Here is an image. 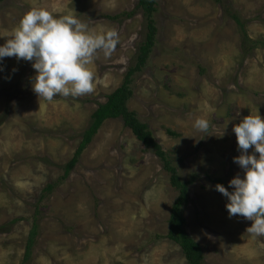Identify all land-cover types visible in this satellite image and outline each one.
Listing matches in <instances>:
<instances>
[{"label":"rangeland","instance_id":"1","mask_svg":"<svg viewBox=\"0 0 264 264\" xmlns=\"http://www.w3.org/2000/svg\"><path fill=\"white\" fill-rule=\"evenodd\" d=\"M137 2L0 0V45L34 8L74 15L107 44L88 65L93 91L78 98L46 102L32 91L31 62L6 57L0 64V264H187L167 238L178 193L166 163L183 181L193 179L183 230L203 264H264V236L247 232L251 221L229 218L214 187L243 176L233 163V126L250 114L264 117V0H156L154 45L132 77L127 108L167 160L120 119L108 120L62 179L92 114L135 67L146 35ZM198 119L218 131H198ZM226 127L223 138L208 136ZM48 184L54 188L44 194Z\"/></svg>","mask_w":264,"mask_h":264},{"label":"clouds","instance_id":"2","mask_svg":"<svg viewBox=\"0 0 264 264\" xmlns=\"http://www.w3.org/2000/svg\"><path fill=\"white\" fill-rule=\"evenodd\" d=\"M101 47H107L105 37L90 34L76 16L56 17L44 8H34L23 15L12 37L0 45V64L6 57L31 62L36 73L30 81L32 91L46 102H55L58 96L78 98L93 91L94 75L88 65ZM194 127L208 133L212 126L208 120L198 119ZM226 129L218 136H208L223 138ZM232 131L239 151L233 163L243 176L237 173L227 187L216 184L215 191L226 198L229 218L251 221L247 232L264 236V117L245 116Z\"/></svg>","mask_w":264,"mask_h":264},{"label":"trees","instance_id":"3","mask_svg":"<svg viewBox=\"0 0 264 264\" xmlns=\"http://www.w3.org/2000/svg\"><path fill=\"white\" fill-rule=\"evenodd\" d=\"M135 10L140 11L146 21L145 40L139 47L135 67H132L126 73L121 87L110 94L107 97L106 102L99 105L92 114L91 123L88 129H86L82 134L81 142L79 143L73 158L64 166L62 179L66 178L73 170L85 148L92 142L102 124L108 120L120 119L124 126L132 132L134 137L142 143L145 149L152 150L162 161L167 160L166 155L162 152L161 146L155 142L147 126L144 123H141L135 114L131 113L127 108V103L132 97V91L130 90L132 77L134 74L142 70L154 45L156 27L153 16L156 12V0H138ZM133 13L134 11L127 14L123 13V15L126 16V18H130ZM120 17L121 16H113L108 18L118 19ZM236 20L241 23L239 19L236 18ZM243 33L246 34L245 31H243ZM242 40L245 44L254 43V47L256 45L255 42H251L247 37H242ZM252 49L253 48H250V46L247 47V49L245 48L246 54H249ZM165 168L170 173V183L172 188H174L178 193V196L170 210L168 220L169 231L167 238L179 246L187 264H203V253L200 246L183 230L185 221L182 216V207L187 202L188 188L193 183V179L189 182L183 181L170 164L168 165L166 163ZM218 183L221 184L220 182ZM53 188V184H48L44 189V194H46V192L51 193ZM34 234L35 228L33 229L29 238V243L26 246L24 256L25 262L28 260L30 247L33 242L32 237H34Z\"/></svg>","mask_w":264,"mask_h":264}]
</instances>
